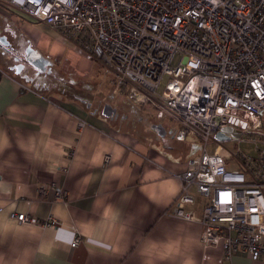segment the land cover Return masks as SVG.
<instances>
[{
  "label": "crops",
  "instance_id": "1",
  "mask_svg": "<svg viewBox=\"0 0 264 264\" xmlns=\"http://www.w3.org/2000/svg\"><path fill=\"white\" fill-rule=\"evenodd\" d=\"M0 18V35L20 37L33 65L48 69L43 57L60 63L66 53L65 70L80 80L77 70L98 64L60 30L3 9ZM59 88L52 80L23 79L0 60V264H264V254L253 260L245 251L223 260L219 245L200 243L198 222L164 214L181 189L175 174L198 151L192 141L175 140L171 130L164 139V120L159 131L155 123L147 126L152 131L117 127L84 98L60 96ZM261 119L264 126V108ZM227 164L239 166L232 158ZM53 185L66 191L64 199L55 198ZM40 186L47 188L43 196ZM183 207L198 217L202 197ZM11 211L39 222L17 221ZM49 215L56 223L44 225ZM76 234L82 240L70 247Z\"/></svg>",
  "mask_w": 264,
  "mask_h": 264
},
{
  "label": "built area",
  "instance_id": "2",
  "mask_svg": "<svg viewBox=\"0 0 264 264\" xmlns=\"http://www.w3.org/2000/svg\"><path fill=\"white\" fill-rule=\"evenodd\" d=\"M0 9L73 37L112 75L113 91L130 86L135 103L170 121L175 140L198 142L175 174L181 189L164 214L198 222L200 243L219 245L223 260L238 251L253 260L264 254V150L231 152L214 138L230 128L239 136L225 132L229 139H264V0H0ZM54 195L64 199L66 191L54 187ZM196 195L198 217L183 207ZM9 217L39 222L24 212ZM81 240L76 234L70 247Z\"/></svg>",
  "mask_w": 264,
  "mask_h": 264
},
{
  "label": "rangeland",
  "instance_id": "3",
  "mask_svg": "<svg viewBox=\"0 0 264 264\" xmlns=\"http://www.w3.org/2000/svg\"><path fill=\"white\" fill-rule=\"evenodd\" d=\"M2 32L4 31L2 29V21L0 18V34ZM5 34L7 35V39L11 47L14 48V50L17 53L22 54L24 42L21 41L20 37H18L12 31L6 32ZM61 56H62V60L60 63L59 61L53 62V61L46 60L44 57L42 58L41 61L43 64L45 65L51 64L49 66V69H51V74L50 75L45 74L44 76L41 75L38 77L39 80H47L48 82H51L52 80L55 84H57V87H60L57 91L58 94H60V96H68L71 98H74L73 96L82 97L84 98V101L82 100L83 104H85V102L87 101L90 102L89 108L96 107L98 113L100 114H101L100 111H102L105 105H110L111 107L115 108V111H117L116 115L111 116L112 118L110 120H113L112 124L117 127L125 128L126 130L131 129V130H134L135 132L136 130L134 129L133 126L139 124L140 126L146 125L145 129L146 130L149 129L152 131V128L147 127L150 123L159 124V123H162L164 120L163 125L165 126L166 131H167L164 139H167V140L171 139L169 135V132L171 130L170 121L167 118L161 119V120L157 119L155 117L153 106L150 105L149 103H145V104L135 103L131 98L130 99L127 98L126 96L127 92L129 91V94L131 93L130 88L128 86H123L113 91V84H112V79H111L112 75L108 71H106L99 63L93 64L92 67L89 68V70L85 72H81L77 70L76 74L78 76L81 75V77H83V78H80V80H77L76 78L71 77V75L67 73L63 65V62H65L64 60L67 59V54L64 53ZM178 59H179V55H176L173 58L172 62L177 63ZM74 64H75L74 67L76 66L79 67L76 61H74ZM46 75H47V78L49 79L46 78ZM50 78L52 79L50 80ZM165 79L166 78L164 77L162 82H164ZM61 89L62 91H59ZM53 90H57L56 87H54ZM53 93L56 94L55 91ZM62 94H65V95H62ZM79 101H81V99H79ZM143 110H145V113L149 115V117L147 119L145 118L144 120L142 118ZM139 118L141 119V121L138 120ZM258 139L264 140L260 136L258 137ZM188 143H191V146H193V148H196L198 150L197 141H192ZM215 144L217 143L211 142L209 149L213 150ZM222 145L228 151L233 152L236 150H241L251 156H255L257 154L256 147L264 150V143L262 141L255 142V141L247 140L245 138L228 139V140L222 141ZM108 158H109V155H105V159L108 160Z\"/></svg>",
  "mask_w": 264,
  "mask_h": 264
},
{
  "label": "flooded vegetation",
  "instance_id": "4",
  "mask_svg": "<svg viewBox=\"0 0 264 264\" xmlns=\"http://www.w3.org/2000/svg\"><path fill=\"white\" fill-rule=\"evenodd\" d=\"M1 50H0V60L2 59L3 61L7 62V66H9V69L14 73L19 75L20 77H22L23 79H26L28 81H43V80H39L38 77L41 75H45V74H51V69H46L44 70L43 67H41V65L37 64V65H33V63L31 61H29L27 59L26 54L24 55L23 52L22 54L17 53L14 48L11 47V45H9V49L6 50L4 49L2 46H0ZM7 54V56H9V58L5 55ZM11 59H16L11 61ZM9 64V65H8ZM49 71V72H48ZM46 75V78H47ZM45 82V80H44ZM44 86V85H43ZM116 111L114 113V115H116ZM111 115V116H114Z\"/></svg>",
  "mask_w": 264,
  "mask_h": 264
},
{
  "label": "water",
  "instance_id": "5",
  "mask_svg": "<svg viewBox=\"0 0 264 264\" xmlns=\"http://www.w3.org/2000/svg\"><path fill=\"white\" fill-rule=\"evenodd\" d=\"M9 41L6 39L5 35H0V46H2L4 49L8 50L9 48ZM115 113V108L111 107L110 105H105L102 109V114L105 116H111L114 115ZM156 129L162 130V126L160 124H155L153 125ZM225 132L231 133L233 136L238 137L239 136V131L230 129V128H224L223 131L217 132L214 134V138L218 141H225L230 138ZM164 133V131H161V134Z\"/></svg>",
  "mask_w": 264,
  "mask_h": 264
}]
</instances>
